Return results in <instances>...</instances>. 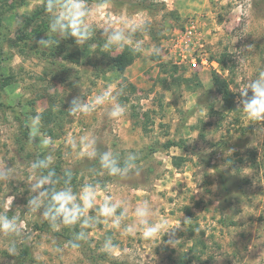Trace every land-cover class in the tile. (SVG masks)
I'll use <instances>...</instances> for the list:
<instances>
[{
    "label": "rangeland",
    "instance_id": "rangeland-1",
    "mask_svg": "<svg viewBox=\"0 0 264 264\" xmlns=\"http://www.w3.org/2000/svg\"><path fill=\"white\" fill-rule=\"evenodd\" d=\"M121 1L0 0V264H264V0Z\"/></svg>",
    "mask_w": 264,
    "mask_h": 264
},
{
    "label": "trees",
    "instance_id": "trees-1",
    "mask_svg": "<svg viewBox=\"0 0 264 264\" xmlns=\"http://www.w3.org/2000/svg\"><path fill=\"white\" fill-rule=\"evenodd\" d=\"M86 1H89V0H86ZM55 2L56 1H50L47 5H41V6L37 7L36 9H34L30 14L25 15L23 20H22V24L17 29V38H19L20 32H22L25 28H27L28 25H30L31 23H33L37 19H39L41 16H43V14ZM117 3L118 4H122V3L124 4V2L121 0H117ZM128 3L130 4V6H134L133 8H136L138 10H154L157 7H161L154 2H147L146 0H128ZM49 5H50V7H49ZM135 56L136 55L134 53V50L131 49L130 47L126 46L122 53H117L114 56L110 57L111 68L113 70H117L118 72L122 73L124 71V69L133 62ZM0 58H1V56H0ZM44 115H45V117H51L53 115L52 109L51 108L47 109V111H45L42 114V116H44ZM172 145H174V143L168 142L165 144V147L169 148ZM173 163L175 165L176 164L178 165L177 158H175ZM55 179H56L55 173H53V172L50 173L49 174V180L51 182H53ZM71 180H72V177H71ZM221 188L225 192L229 190L228 187L226 186L223 178H222V182H221ZM224 198H226V197H224ZM22 256H24V257L21 260H19L17 262V264H22V262H23V260H25V258L30 257V253L27 250H24V253Z\"/></svg>",
    "mask_w": 264,
    "mask_h": 264
},
{
    "label": "clouds",
    "instance_id": "clouds-1",
    "mask_svg": "<svg viewBox=\"0 0 264 264\" xmlns=\"http://www.w3.org/2000/svg\"><path fill=\"white\" fill-rule=\"evenodd\" d=\"M76 7L78 8L79 5H77ZM78 15H82V13H78ZM73 29L75 30V22L73 23ZM115 38L119 39V36H116ZM252 88L254 95L249 101L245 102L244 112L250 119L264 120V88H262L258 84H254ZM116 114L118 113H114V115ZM2 227L7 229L9 225L4 224L2 225Z\"/></svg>",
    "mask_w": 264,
    "mask_h": 264
},
{
    "label": "built area",
    "instance_id": "built-area-1",
    "mask_svg": "<svg viewBox=\"0 0 264 264\" xmlns=\"http://www.w3.org/2000/svg\"><path fill=\"white\" fill-rule=\"evenodd\" d=\"M195 30H196L195 24L191 23L190 26L187 28L186 33H187V35H190Z\"/></svg>",
    "mask_w": 264,
    "mask_h": 264
}]
</instances>
